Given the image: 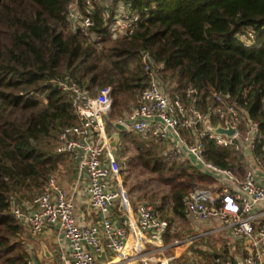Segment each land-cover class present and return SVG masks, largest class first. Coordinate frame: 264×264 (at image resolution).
I'll list each match as a JSON object with an SVG mask.
<instances>
[{"label": "trees", "instance_id": "trees-1", "mask_svg": "<svg viewBox=\"0 0 264 264\" xmlns=\"http://www.w3.org/2000/svg\"><path fill=\"white\" fill-rule=\"evenodd\" d=\"M69 1L0 0V264H26L27 253L15 239L22 227L11 214V197L42 188L59 163L57 132L76 120L60 80L92 90L110 86L106 118H116L146 84V52L184 98L192 87L206 109L212 91L228 93L264 133V0H123L140 16L132 34L116 38L99 5L89 35L69 27ZM242 26L254 28L259 44L239 42L235 33ZM202 140L205 158L242 174L241 155L207 135ZM137 148L141 165L165 184L149 196L171 200L173 214L183 217L186 192L195 184L191 177L204 174L178 172L150 148ZM255 152L264 154L260 142Z\"/></svg>", "mask_w": 264, "mask_h": 264}, {"label": "built area", "instance_id": "built-area-1", "mask_svg": "<svg viewBox=\"0 0 264 264\" xmlns=\"http://www.w3.org/2000/svg\"><path fill=\"white\" fill-rule=\"evenodd\" d=\"M95 5H99L100 16L111 37L132 34L140 14L123 0H82L81 4L77 0L69 1L66 10L71 27L89 35ZM235 34L244 46L259 44L251 26H242ZM142 61L146 84L136 104L115 120L149 139L169 140L171 159L185 160L192 155L204 172L217 178L220 189L215 196L210 189L199 185L188 188L184 214L201 222L219 220L215 230L229 228L235 237L251 243L252 248L234 261L229 256L217 255L211 264H264V220L258 219L261 212L257 211L258 206H264V179L260 180L258 175L261 172L264 178V154L250 155L252 160L239 177L231 168L205 158L202 140L207 135L218 145L231 147L236 154L243 146L252 150L264 139L258 121L249 117L228 93L212 91L206 109L201 107L192 87L186 88V99L178 90L170 93L161 78V65L146 52L142 53ZM58 84L69 93L76 120L58 130L55 151L76 159L79 174H86L89 205L98 212L99 222L78 220L73 192L60 186L53 173L32 194L28 206L23 207L16 197H11L13 217L34 234L56 225L69 248L68 252H59L62 264H153L154 249H145L146 242L159 248L190 240L189 236L177 237L162 245L163 233L172 227L160 213L161 200L141 199L134 205L123 185L117 153L102 119L113 103L111 87L103 85L92 90L67 79ZM217 124L234 126L235 132L226 135L208 128ZM182 130L191 131L194 140L186 139ZM114 206L121 211L118 223L112 216ZM107 251L112 252L111 257L98 258ZM170 257L163 256L160 264H169ZM26 264L37 263L26 256Z\"/></svg>", "mask_w": 264, "mask_h": 264}, {"label": "crops", "instance_id": "crops-1", "mask_svg": "<svg viewBox=\"0 0 264 264\" xmlns=\"http://www.w3.org/2000/svg\"><path fill=\"white\" fill-rule=\"evenodd\" d=\"M130 108L123 111L122 115H125ZM121 115V116H122ZM107 114L103 116V121L105 122L106 132L110 138V141L115 139L112 144L116 150L117 157H119V149L123 144H128L127 138H133L135 135L143 136L137 132H134L130 129H119L114 124L113 121L117 118H106ZM124 132H129L132 136H127ZM182 135L189 141L194 140V134L191 131L182 130ZM160 145L167 144L169 150L166 149L159 150L158 155L163 156V160L171 159L170 156V145L168 141H156L150 139ZM260 148L264 150L262 138L260 140ZM258 144V143H257ZM159 145V146H160ZM143 146V144H140ZM158 146V145H157ZM158 146V147H159ZM165 146V145H164ZM256 147V146H255ZM152 150V149H151ZM155 152L154 150H152ZM253 153L257 155H262L261 153L255 152L254 149H249L243 146L241 152L238 155L242 156L241 162L243 165L242 174L236 173L239 177L243 175L245 167L249 164V160H252L250 155ZM59 154V153H58ZM59 158L64 159L62 162H59L55 170L52 172L55 175L57 183L65 188L67 191L73 192L74 198V209L79 221L83 223H97L99 222V214L97 211L92 209L88 201L87 193V177L84 172L79 174L77 160L71 157L68 154H59ZM171 157V158H170ZM175 161V160H174ZM179 161L178 172L181 171V168L186 169L187 172L194 173L195 170H199L204 174V177H191L195 181V185L210 189L212 195L215 196L216 192L219 191L220 185L217 182V178L214 175L206 173L202 170L201 166L194 162L192 155H189L185 160H176ZM259 179L263 180V175L259 172ZM188 176L186 175L185 178ZM189 178V177H188ZM192 187V186H191ZM190 188V186H189ZM33 193H28L18 196L19 202L23 207L28 206V202ZM141 199H151L150 197L136 198V196H131V200L134 205L137 201ZM156 199V198H155ZM161 200L162 208L161 215L166 217L170 224L171 229L165 231L162 235V245L163 243L170 242L173 238H180L189 236L190 240L187 239L184 242L170 245V246H157L154 243L146 242L145 249H154L153 253V264H160L159 260L165 257H170L169 264H211L213 258L217 255L229 256L233 261L236 258H239L246 253L250 252L252 245L246 239L235 237L229 228L223 227V229H214L220 223L219 220L212 219L210 221L201 222L195 218L184 215L180 217L173 214L171 200L164 201L162 197L157 198L156 200ZM264 206H258L257 211L261 212L258 219L264 220ZM120 208V205H119ZM121 211L114 206L112 208V216L116 223L120 219ZM21 231L15 237V239L21 241L23 248L25 249L27 256L32 258V260L37 264H62L59 260V252L65 251L68 252L69 248L65 241V238L62 232L58 229L56 225L47 226L41 233L34 234L26 224L21 223ZM157 248V249H155ZM112 256V252L107 251L103 254V257L99 259H105ZM140 264V262H136Z\"/></svg>", "mask_w": 264, "mask_h": 264}, {"label": "rangeland", "instance_id": "rangeland-1", "mask_svg": "<svg viewBox=\"0 0 264 264\" xmlns=\"http://www.w3.org/2000/svg\"><path fill=\"white\" fill-rule=\"evenodd\" d=\"M69 27L71 26V23L69 22ZM167 84V89L170 93L177 91L175 89V82L173 80H167L165 81ZM40 97H42V94H39ZM136 103V102H135ZM134 103V104H135ZM146 137V136H145ZM128 144H123L121 146V149H119V157L118 161L120 164V179L127 189L130 197L136 196V198H143V197H150L149 194L151 193L150 190L158 191L159 189L164 186L165 184L162 182V180L158 177L157 172H153L146 168L145 166H142L140 163V160L137 157L138 154V148L137 145L143 144V147L150 148L155 151V153L161 152V150L166 149L167 144L160 145L161 143H157L155 141L150 140L148 137L144 138L142 136L135 135L133 138H127ZM50 145L55 144V140L51 141L49 143ZM159 147H158V146ZM165 145V146H164ZM168 147V146H167ZM53 150L54 147H53ZM169 150V147L166 149V151ZM159 152V154H161ZM156 153V154H157ZM158 155V154H157ZM161 159L163 158L162 155H158ZM64 159L61 160L59 158V162H62ZM163 160V159H162ZM165 162L166 167L168 166H174V168H178L179 161H174L173 159H166L163 160ZM243 167V165H242ZM176 170V169H175ZM165 174H170L169 171H164ZM165 187L164 189H166ZM160 195L156 197L159 198ZM151 198V197H150ZM156 200L155 198H151Z\"/></svg>", "mask_w": 264, "mask_h": 264}, {"label": "water", "instance_id": "water-1", "mask_svg": "<svg viewBox=\"0 0 264 264\" xmlns=\"http://www.w3.org/2000/svg\"><path fill=\"white\" fill-rule=\"evenodd\" d=\"M143 53H145V52H143ZM113 124L119 129H122V130L128 129L123 123H121L119 121L114 120ZM208 128L210 130H212L213 132L224 133L226 135H232L235 132V127L230 126V125L228 127H223V126H221V124H217L216 126L208 125ZM113 141H115V139L112 140V142H111L112 144L114 143ZM99 257H103V254L100 255Z\"/></svg>", "mask_w": 264, "mask_h": 264}]
</instances>
